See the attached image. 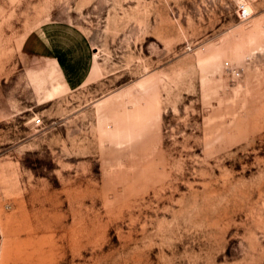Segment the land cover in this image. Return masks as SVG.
<instances>
[{
	"label": "rangeland",
	"instance_id": "obj_1",
	"mask_svg": "<svg viewBox=\"0 0 264 264\" xmlns=\"http://www.w3.org/2000/svg\"><path fill=\"white\" fill-rule=\"evenodd\" d=\"M0 264H264V0H0Z\"/></svg>",
	"mask_w": 264,
	"mask_h": 264
},
{
	"label": "built area",
	"instance_id": "obj_2",
	"mask_svg": "<svg viewBox=\"0 0 264 264\" xmlns=\"http://www.w3.org/2000/svg\"><path fill=\"white\" fill-rule=\"evenodd\" d=\"M240 16L243 19H247L251 17V11L248 9V6L243 5L240 9ZM225 69L230 73V75L234 79H240L242 77L243 68L234 65L230 61H226L224 64ZM32 125L34 127H39L42 125V119L41 118H33Z\"/></svg>",
	"mask_w": 264,
	"mask_h": 264
}]
</instances>
